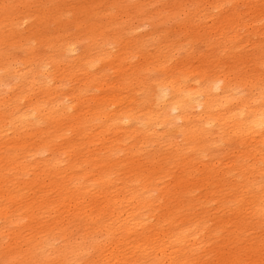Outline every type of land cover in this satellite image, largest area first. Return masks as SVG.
Masks as SVG:
<instances>
[{"label":"bare ground","instance_id":"1","mask_svg":"<svg viewBox=\"0 0 264 264\" xmlns=\"http://www.w3.org/2000/svg\"><path fill=\"white\" fill-rule=\"evenodd\" d=\"M170 3L0 55V264H264V0Z\"/></svg>","mask_w":264,"mask_h":264},{"label":"rangeland","instance_id":"2","mask_svg":"<svg viewBox=\"0 0 264 264\" xmlns=\"http://www.w3.org/2000/svg\"><path fill=\"white\" fill-rule=\"evenodd\" d=\"M41 0H0V55L3 52H11L16 54L19 57H28L29 52L27 48L32 41L31 37L36 36L37 40L35 43V48L31 50V56L37 54L38 50L40 54L44 51H51L53 47H51L50 43L46 41L56 32H59L62 29V25L65 21H68V27L70 26L73 30H85L86 35L91 37L93 41L103 40L104 36L112 32L113 30H118L120 26H107L106 30L103 31V27L101 24L107 23L108 15L107 14H99L95 9V6H101L100 9L104 8V5L111 6V0H77L79 4H83L88 2V8L90 9L89 14L85 15V19L83 24L79 21L78 14H70L68 18L66 16H59L56 19H48L45 15H52L53 17L56 15V8L54 6V2L57 0H43V2H48L50 9H46L45 13L43 11V5L40 2ZM63 2V0H60ZM76 0H70L72 2L71 5H78ZM121 1V0H117ZM172 0H164L162 3H158L156 6H152L148 0H125L126 5L135 6L136 8L145 6L149 9L156 11L158 8H162V5H166L168 8V12L172 10V4L170 3ZM177 3H184V0H176ZM145 3V5L143 4ZM112 8V7H110ZM84 11V8H81ZM99 9V10H100ZM52 10V14L51 11ZM33 13L35 17L32 20L24 21L22 24L19 23L21 19H14L15 16L25 13ZM119 10L117 8L113 9L111 16L113 19L119 17ZM77 18L75 22L73 19ZM185 20V15H178L176 19L164 22V16L158 15L154 19V23L151 24L147 21H142L141 25H144L145 28H140L136 35L145 33V32H154L156 34H160L164 39H166L170 33L176 31L178 32L179 27L182 25V22ZM101 23V24H100ZM97 24H100L97 26ZM138 24V23H135ZM88 27V28H87ZM87 29H89L87 31ZM106 33V34H102ZM78 52H81L89 47H91L90 40H86L82 45H79ZM154 50L155 43L152 42V46L149 45ZM201 46V45H200ZM34 47V44H33ZM203 49L206 46H201ZM77 52V53H78ZM116 54H119L116 52ZM222 152L228 153L229 149L227 147L222 149Z\"/></svg>","mask_w":264,"mask_h":264}]
</instances>
